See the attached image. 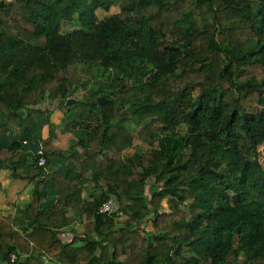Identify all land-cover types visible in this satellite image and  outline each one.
I'll return each instance as SVG.
<instances>
[{"label": "trees", "instance_id": "trees-1", "mask_svg": "<svg viewBox=\"0 0 264 264\" xmlns=\"http://www.w3.org/2000/svg\"><path fill=\"white\" fill-rule=\"evenodd\" d=\"M31 109L45 169L36 135L8 141ZM263 114L264 0H0V168L34 185L28 228L0 216V264H264Z\"/></svg>", "mask_w": 264, "mask_h": 264}, {"label": "crops", "instance_id": "crops-1", "mask_svg": "<svg viewBox=\"0 0 264 264\" xmlns=\"http://www.w3.org/2000/svg\"><path fill=\"white\" fill-rule=\"evenodd\" d=\"M20 126L19 123H8V141L21 129ZM40 134L44 137L49 135V129L46 124L43 125L41 133H37L39 136ZM60 135L65 137L66 142L62 141V136ZM22 137H24V134H22L20 138ZM67 139L71 140L70 133H63L56 129V133L50 141L53 145H56L65 151V148H68L70 143ZM60 160L61 158H55L53 161L51 159L50 165L47 167L46 171H52L56 168L60 164ZM49 187L50 185L48 183L46 188L49 189ZM33 188L34 185L32 182L27 179H13L8 168H0V216L10 215L12 217L13 225L21 230L28 228L32 224V220L26 214L25 208L33 198ZM91 193L92 192L86 190L84 187H79L76 190L75 197L92 198ZM60 237H62V240L68 241L71 239L72 233L69 230H66L60 233Z\"/></svg>", "mask_w": 264, "mask_h": 264}, {"label": "rangeland", "instance_id": "rangeland-1", "mask_svg": "<svg viewBox=\"0 0 264 264\" xmlns=\"http://www.w3.org/2000/svg\"><path fill=\"white\" fill-rule=\"evenodd\" d=\"M119 11V7L118 6H112L110 7V9L108 11H104V10H97V13L101 16L105 13H114V12H117ZM81 72V69L78 67H70L68 69V74L71 76V77H74V75L76 74H80ZM83 80V78L81 79ZM75 83V82H74ZM74 85H77L78 88H75V92L73 93V95L75 96H80L84 89L82 88V86L80 85V82L79 80L76 79V84ZM76 99V98H75ZM42 107H48L50 109H52V113H51V119L52 120H59L61 117H62V112L61 110H59L57 107H56V102L55 101H50L47 97H44V100H43V103H42ZM13 123H16V122H13ZM18 124V123H16ZM46 124V121L45 119L42 117V115L38 112H36L35 110L31 109L29 114L27 115V118L22 121V122H19V125L20 126V130L17 131L15 133V135H13L15 138H18L20 139V137L22 136V134H24L25 138L30 140V141H33L32 139L34 138V136L36 135L38 137L37 139V142L38 144L40 145H43L42 143V139L46 138L44 136H42L40 134L37 135V133H41V129L43 127V125ZM256 128V127H255ZM264 114H263V117H262V121L260 122V125L258 128H256L257 130L256 131H259L260 130H264ZM36 129V130H35ZM57 130L61 131L59 128H57ZM68 133V132H67ZM65 135V134H64ZM30 136H32V138H30ZM62 136V141L66 142L65 141V137H63V135H60ZM70 137V136H69ZM67 138V137H66ZM68 140V139H67ZM70 141V140H68ZM258 148H259V158L262 162H264V131L263 133L258 137ZM36 142V143H37ZM51 142V141H50ZM37 145V144H36ZM138 142H136L135 144H133L131 147H128L125 149V156L127 155H131L133 152H135L137 149H138ZM141 145L143 146V143H141ZM160 171L161 173H163L164 171H162V169L160 168ZM52 182H50L51 184ZM49 184V185H50ZM50 188V187H49ZM126 202V201H125ZM167 210V207L166 205L164 204V206L162 207V210ZM125 216H123L122 218H120L121 220L124 218ZM143 228L144 229H148L150 228V221H146L142 224ZM187 252V251H186ZM188 254V252H187Z\"/></svg>", "mask_w": 264, "mask_h": 264}, {"label": "built area", "instance_id": "built-area-1", "mask_svg": "<svg viewBox=\"0 0 264 264\" xmlns=\"http://www.w3.org/2000/svg\"><path fill=\"white\" fill-rule=\"evenodd\" d=\"M23 142H25V140H23ZM34 155H35V163L39 166L45 169L46 167V161H47V155L43 150V145L38 144L36 149L34 150ZM135 211V209H133ZM113 211V203H112V199L108 198L105 201H103L99 207H98V212L101 213H106V214H114V216L117 219L122 218L123 216H125V212L124 210L119 207L117 208L114 212ZM9 262L11 264H14V262L17 259V255L15 251H11L9 253Z\"/></svg>", "mask_w": 264, "mask_h": 264}, {"label": "water", "instance_id": "water-1", "mask_svg": "<svg viewBox=\"0 0 264 264\" xmlns=\"http://www.w3.org/2000/svg\"><path fill=\"white\" fill-rule=\"evenodd\" d=\"M97 99H98L99 103H102V101L104 100V96L101 95ZM75 100H76L75 98H68L66 100V102H67V104H72Z\"/></svg>", "mask_w": 264, "mask_h": 264}]
</instances>
